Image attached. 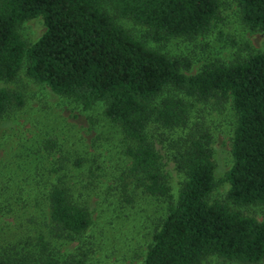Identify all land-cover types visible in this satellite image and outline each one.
Returning <instances> with one entry per match:
<instances>
[{
    "label": "trees",
    "instance_id": "1",
    "mask_svg": "<svg viewBox=\"0 0 264 264\" xmlns=\"http://www.w3.org/2000/svg\"><path fill=\"white\" fill-rule=\"evenodd\" d=\"M234 1L245 26L264 33V0ZM109 8L145 27L152 42L164 43L209 34L222 0H0V82H15L25 69L31 80L85 109L103 103L105 116L126 143L127 179L151 197L171 200L154 133L164 136L162 147L184 180L143 264H202L210 257L263 262L264 221L230 204L264 207V53L228 66L206 64L189 75V59L147 47L116 22ZM38 18L46 32L28 45L19 28ZM189 100L218 109L231 103L236 123L225 177L228 203L211 200L218 187L214 138L208 127L192 123ZM25 103L21 91L1 87L0 127ZM56 148L53 140L46 142L47 151ZM64 182L59 179L49 191L50 222L61 237L75 241L89 230L92 216ZM128 187L123 185L125 195ZM0 264L82 263L51 257L12 261L0 254Z\"/></svg>",
    "mask_w": 264,
    "mask_h": 264
},
{
    "label": "rangeland",
    "instance_id": "2",
    "mask_svg": "<svg viewBox=\"0 0 264 264\" xmlns=\"http://www.w3.org/2000/svg\"><path fill=\"white\" fill-rule=\"evenodd\" d=\"M108 12L147 47L189 59V75L198 73L206 64L228 66L251 53H264V33L245 26L234 0H222L220 18L209 34L164 43L152 42L145 27L120 17L111 8ZM45 32L42 18L27 21L19 28L28 45L39 41ZM1 87L21 91L26 103L0 127V254L12 261L34 263L51 257L82 264H143L154 234L184 180L162 147L164 136L154 133L165 159L171 200L151 197L127 179L126 143L120 130L105 116L103 103L85 109L34 82L25 69L15 82H0ZM189 102L192 123L208 127L214 138L218 187L211 200L228 203L230 187L225 177L232 166L231 140L236 123L231 103L218 109L211 104ZM51 140L57 148L49 152L46 142ZM60 165L64 170L57 172ZM61 178L92 216L89 230L75 241L61 237L50 222L48 194ZM124 184L129 186L127 195L122 190ZM230 207L264 221V207ZM202 264L245 263L210 257Z\"/></svg>",
    "mask_w": 264,
    "mask_h": 264
}]
</instances>
